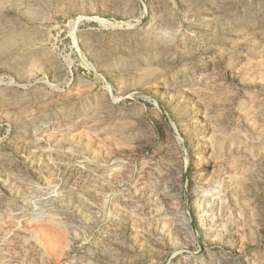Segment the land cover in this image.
Instances as JSON below:
<instances>
[{
	"label": "rangeland",
	"instance_id": "rangeland-1",
	"mask_svg": "<svg viewBox=\"0 0 264 264\" xmlns=\"http://www.w3.org/2000/svg\"><path fill=\"white\" fill-rule=\"evenodd\" d=\"M0 197V264H264V0H0Z\"/></svg>",
	"mask_w": 264,
	"mask_h": 264
},
{
	"label": "bare ground",
	"instance_id": "bare-ground-1",
	"mask_svg": "<svg viewBox=\"0 0 264 264\" xmlns=\"http://www.w3.org/2000/svg\"><path fill=\"white\" fill-rule=\"evenodd\" d=\"M35 150H37V149H35ZM34 152H37V151H34ZM31 156H32V155H31ZM30 158H31V157H30ZM32 159H33V158H32ZM26 160H27V159H26ZM10 169H11V168H10ZM26 172H27V171H26ZM20 174H21V173H20ZM20 174H19V175H20ZM21 177H22V176H21ZM19 179H20V178H19ZM20 180H21V179H20ZM3 187H4V186H3ZM0 198H1V197H0Z\"/></svg>",
	"mask_w": 264,
	"mask_h": 264
}]
</instances>
